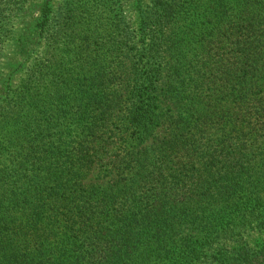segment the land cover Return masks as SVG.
Segmentation results:
<instances>
[{"label":"trees","instance_id":"16d2710c","mask_svg":"<svg viewBox=\"0 0 264 264\" xmlns=\"http://www.w3.org/2000/svg\"><path fill=\"white\" fill-rule=\"evenodd\" d=\"M52 2L0 0V264H264V0Z\"/></svg>","mask_w":264,"mask_h":264},{"label":"rangeland","instance_id":"374dc122","mask_svg":"<svg viewBox=\"0 0 264 264\" xmlns=\"http://www.w3.org/2000/svg\"><path fill=\"white\" fill-rule=\"evenodd\" d=\"M64 0H53L54 5H58L60 2ZM37 10H40V7L37 8ZM39 12V11H37ZM29 23V22H28ZM27 23V24H28ZM27 24L23 25L22 28L25 29L27 28ZM16 46V47H15ZM9 51V56H10V61L9 63H6V67L4 68V73H5V78L12 73L13 71H16L17 66L24 60V57L26 56L27 52H22L16 44H12L10 47ZM23 73L18 71L16 76H15V82H20V79L23 77Z\"/></svg>","mask_w":264,"mask_h":264}]
</instances>
